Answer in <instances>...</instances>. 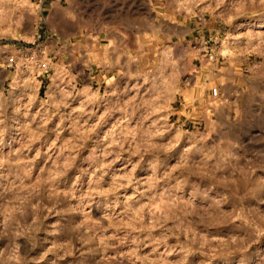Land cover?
<instances>
[{
    "label": "rangeland",
    "instance_id": "374dc122",
    "mask_svg": "<svg viewBox=\"0 0 264 264\" xmlns=\"http://www.w3.org/2000/svg\"><path fill=\"white\" fill-rule=\"evenodd\" d=\"M0 264H264V0H0Z\"/></svg>",
    "mask_w": 264,
    "mask_h": 264
},
{
    "label": "built area",
    "instance_id": "2783aa9c",
    "mask_svg": "<svg viewBox=\"0 0 264 264\" xmlns=\"http://www.w3.org/2000/svg\"><path fill=\"white\" fill-rule=\"evenodd\" d=\"M35 65H37V67L41 70H46L47 69V63L46 62H39L35 59ZM14 63V58L12 56H10L8 58V62H7V65L8 66H11L12 64Z\"/></svg>",
    "mask_w": 264,
    "mask_h": 264
}]
</instances>
